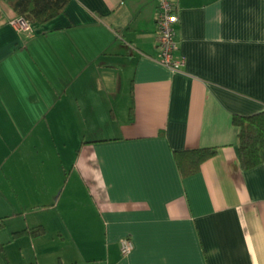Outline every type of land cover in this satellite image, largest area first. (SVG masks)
Segmentation results:
<instances>
[{"label": "crops", "instance_id": "crops-1", "mask_svg": "<svg viewBox=\"0 0 264 264\" xmlns=\"http://www.w3.org/2000/svg\"><path fill=\"white\" fill-rule=\"evenodd\" d=\"M173 2L180 69L158 0H68L27 30L0 0V264H264V161L240 166L231 120L264 109V0ZM204 146L182 177L173 150ZM44 150L76 179L61 199Z\"/></svg>", "mask_w": 264, "mask_h": 264}, {"label": "trees", "instance_id": "trees-1", "mask_svg": "<svg viewBox=\"0 0 264 264\" xmlns=\"http://www.w3.org/2000/svg\"><path fill=\"white\" fill-rule=\"evenodd\" d=\"M18 16L29 22H43L64 10L68 0H4ZM237 125V151L240 166L251 168L264 161V109L251 114H232ZM216 153V147L204 146L173 150V158L182 177L196 173L201 163ZM26 230L17 231L22 234Z\"/></svg>", "mask_w": 264, "mask_h": 264}, {"label": "built area", "instance_id": "built-area-1", "mask_svg": "<svg viewBox=\"0 0 264 264\" xmlns=\"http://www.w3.org/2000/svg\"><path fill=\"white\" fill-rule=\"evenodd\" d=\"M178 20V13L174 6L173 0H158L157 13L155 16L156 35V59L172 68L180 69L185 58L182 54L177 53V40L175 34V23ZM18 29L27 30L29 21L22 16L10 20ZM119 250L122 254H127L133 247V242L128 236H122L118 240Z\"/></svg>", "mask_w": 264, "mask_h": 264}, {"label": "rangeland", "instance_id": "rangeland-1", "mask_svg": "<svg viewBox=\"0 0 264 264\" xmlns=\"http://www.w3.org/2000/svg\"><path fill=\"white\" fill-rule=\"evenodd\" d=\"M11 152L9 151H4L1 155H9ZM44 155L46 156L48 166L45 167L46 169V175L49 173V177L53 179L54 182L59 181L60 179V184L59 188L57 189L55 195L56 197H59L60 199L65 197L66 194L69 193V190L72 189L73 183H76V179L73 177V175H69L68 178V171H69V166L67 164L64 165V169L61 167L59 157L57 156L56 151H43ZM0 157V158H1ZM40 170V168H38ZM67 178V180H65ZM61 192V194H59ZM59 195V196H58ZM50 233V232H49ZM56 235V232H54ZM7 236V235H6ZM6 236H3L4 239ZM69 236V234H68ZM8 237V236H7ZM6 242V241H4ZM3 255H0V258H3Z\"/></svg>", "mask_w": 264, "mask_h": 264}]
</instances>
